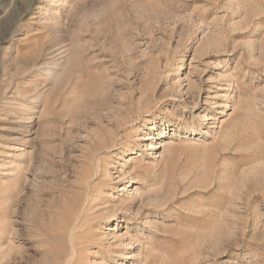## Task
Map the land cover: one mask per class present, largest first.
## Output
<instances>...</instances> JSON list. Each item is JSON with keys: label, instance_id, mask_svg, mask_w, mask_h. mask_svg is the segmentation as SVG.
<instances>
[{"label": "rangeland", "instance_id": "obj_1", "mask_svg": "<svg viewBox=\"0 0 264 264\" xmlns=\"http://www.w3.org/2000/svg\"><path fill=\"white\" fill-rule=\"evenodd\" d=\"M0 264H264V0H0Z\"/></svg>", "mask_w": 264, "mask_h": 264}, {"label": "bare ground", "instance_id": "obj_2", "mask_svg": "<svg viewBox=\"0 0 264 264\" xmlns=\"http://www.w3.org/2000/svg\"><path fill=\"white\" fill-rule=\"evenodd\" d=\"M100 143V142H99ZM99 143L97 144V146H99ZM110 148V147H109ZM101 149H107V147H106V145H103V146H99V148H97L96 149V151L95 152H97L98 150H101ZM97 156V155H96ZM123 176V175H122ZM121 176V177H122ZM119 180H121V179H119ZM77 220V219H76ZM82 220V219H81ZM75 223V222H74ZM72 228V227H71ZM71 230V229H70ZM70 230H69V232H70ZM73 256V255H72Z\"/></svg>", "mask_w": 264, "mask_h": 264}]
</instances>
